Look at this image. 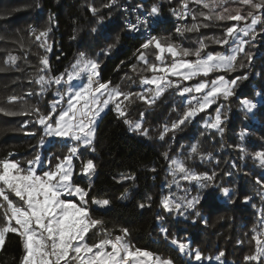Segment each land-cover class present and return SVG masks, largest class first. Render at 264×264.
I'll return each instance as SVG.
<instances>
[{"label":"trees","instance_id":"16d2710c","mask_svg":"<svg viewBox=\"0 0 264 264\" xmlns=\"http://www.w3.org/2000/svg\"><path fill=\"white\" fill-rule=\"evenodd\" d=\"M117 2L142 5V8L148 9L153 4L157 5L158 22L151 36H156L162 44L176 43L188 48L198 47V41L206 38L205 51L228 50V46L221 47L212 39H207L221 37L224 28L235 23L215 20L216 13L223 14L224 8L233 14L237 10L242 14L248 11L239 0H227L212 10L204 8L203 3L211 5L213 0H202L199 5L189 0L188 7L197 18L193 21L190 12L187 25L197 23L207 27L201 26L199 31L182 30L180 34L176 31L173 18L174 9L182 6V0ZM92 8L96 9L95 13ZM201 12L213 16V19L205 20ZM125 20V13L113 5L112 0H0V69H3L0 71V109H3L0 111V158L8 157L25 167L27 161L37 154H42L45 162L51 159L52 164L57 162L56 156L67 154L73 144L70 139L47 137L35 123L34 109L38 107L41 112H47L49 102L58 99L55 96L56 85L40 95V85L36 80L40 75L52 76L64 72L75 63L81 52L99 61L102 82L111 81L110 88L119 87L123 92L144 91L140 80L152 72L136 59V53L149 37L132 35L125 26ZM260 20L255 46L245 45V52L253 56V62L247 65V57L239 53L234 71L216 72L231 79L245 74L248 76L238 81L235 94L227 101L220 99L174 133L169 131L163 139L160 134L164 126L170 127L182 116L179 114L181 97L175 88L166 89L150 105L144 100L125 102L128 120H140V114L144 113L143 127L148 130L147 135L129 131L125 118H118L110 104L98 122L91 146L80 149L85 161H93L95 171L80 176L79 161L77 157L73 158V179L82 188L90 186L87 199L92 216L120 235L121 229L127 228L125 239L131 245L165 258L172 257L176 264H190L187 257H182L175 246L165 240L160 232L163 224L168 228L170 238L197 246L204 256L212 257L204 260L203 264H219L214 257L220 251L225 253L222 260L227 264H245L244 257L254 254L253 229L264 231L259 228L264 219V187L256 183L257 178L264 174V168L252 156L256 151L264 150V32H261L264 15H260ZM244 23L240 22V26ZM47 29L51 31L46 38H42L46 44L42 47L36 36ZM108 45L113 47L105 55L102 50ZM147 55L149 61L157 63L153 47L147 50ZM45 56L49 61L46 73L41 71L44 66L40 63ZM11 57L16 59L13 61ZM241 63L243 67H240ZM132 65L136 68L133 69ZM195 81L185 82L191 85ZM29 92L32 95H28ZM258 92L262 94L259 100ZM13 96L17 99L11 100ZM243 98L259 101L253 113H246L243 109L240 103ZM220 105H223V134L203 126L204 119L213 116ZM33 132L35 135L31 134ZM242 132L245 133L243 139L240 137ZM42 138L43 147L40 146ZM193 144L198 145L199 153L205 156L211 153L212 159L201 160L199 155L189 159ZM238 145L243 147V152ZM165 152L170 158L183 160L196 173L216 172L213 181L205 182L206 187L195 181H181L189 199L200 197L195 209L188 210L183 216L169 215L160 204L169 193L174 197L186 194L175 185L168 186L172 177L168 172L169 160L163 155ZM226 172L231 175L226 176ZM128 176L134 177V180L124 179ZM220 187L230 189V198L221 194ZM126 189L128 197L122 199ZM149 196L151 207L141 209L139 205L147 203ZM246 197L249 198L247 201ZM103 199H108L110 205L100 207L92 203V200ZM158 216L163 217V221H159ZM92 231L97 233L96 229ZM99 238L98 234L92 235V240ZM22 255L21 238L8 234L5 245L0 248V264H21Z\"/></svg>","mask_w":264,"mask_h":264},{"label":"snow or ice","instance_id":"6c2138e0","mask_svg":"<svg viewBox=\"0 0 264 264\" xmlns=\"http://www.w3.org/2000/svg\"><path fill=\"white\" fill-rule=\"evenodd\" d=\"M196 4H201L202 0H194ZM227 0H213L212 4L203 3V7L212 10L215 6H222ZM239 3L247 6L248 11L242 14L236 11L235 14L229 12L228 8L223 9L222 13L215 14V20L234 21L231 26H226L221 37L207 38L212 39L215 44L228 46V51H205L207 45L206 38L198 41V47L188 48L180 44H162L156 36H149L144 43L137 49L136 59L142 61L146 70L153 73L151 78L144 77L140 80L141 85H149L143 92H123L119 87H109L111 81L101 82L99 79V61L91 59L86 53L81 52L75 63L70 68L58 75H40L36 83L40 85V95H43L52 85L57 86L55 96L58 99L49 102V110L41 112L37 107L34 109L36 115L35 123L39 125L44 135L47 137L70 138L76 143L68 148V152L63 157L56 156V163L48 161V167L41 173H37V167L41 164L40 155L37 154L32 160L27 161V167H23L19 161H14L8 157L0 158V248L5 245L8 234H16L21 238L23 255L21 264H176L172 257H162L153 252L142 250L131 245L125 237L128 229H121L122 235L112 236L107 229H103L99 234L98 240H92V235L97 233L98 225L103 222L94 218L88 207L89 188H82L74 179L73 158L77 157L81 147H89L95 135L96 120L100 113L110 104L117 113L118 118H125L124 122L129 126V131L147 135L148 130L143 127L144 113L140 114L141 119L131 121L126 118L125 102L132 103L134 100H144L149 105L155 102V98L161 95L166 89L174 87L181 96L187 94L190 98L185 102V111L182 116L173 121L171 126H164L160 138L172 131L173 133L191 122L198 113L205 112L220 99L227 101L235 94L238 81L245 80L248 76H236L233 79H226L224 75H218L215 79H201L192 85H185L183 82L192 81L196 77H208L215 72H231L236 68L237 56L244 53L251 64L252 56L245 52V45L255 46L257 38V25L262 21L260 15H264V0H239ZM189 0H182L184 11L179 13L181 19L188 13H192L193 21L196 14L188 7ZM142 5L133 8L137 12ZM93 13L96 12L92 8ZM159 12L157 5L153 4L145 17L136 16V22H129L127 27L130 31H140L141 26L148 27L147 17H155ZM259 14V15H258ZM205 20L213 19L211 15L200 13ZM250 19V23L247 21ZM246 22L241 27L240 22ZM207 27L206 24L198 25L192 23L185 25L184 31H199V27ZM51 29L41 31L36 36L41 41V46L45 47L46 38ZM95 31V29H93ZM177 32L182 34L181 28ZM264 32V29H261ZM250 37L245 40L241 37ZM113 45H108L103 49V54L107 55ZM153 47L155 50V61H149L147 50ZM50 50V48H46ZM165 53L171 58L166 61ZM191 58V59H190ZM15 60L16 57H11ZM59 59V57H57ZM40 63L44 66L42 72H47L49 61L47 57H42ZM123 63V62H122ZM243 67V64H240ZM135 69L136 65H132ZM3 69H0L2 71ZM86 77V82H82ZM169 77H176L172 80ZM131 79V77H129ZM74 81H80L74 83ZM155 85V88L151 86ZM61 89H64L61 91ZM28 95H32L31 92ZM257 93V96H261ZM123 97V99H121ZM11 100H16L13 96ZM246 113H253L258 107L257 102L248 99L240 101ZM3 111V109H0ZM11 114V113H6ZM223 105L215 109V116L209 117L204 121V128L216 130L223 134ZM35 135V132L31 133ZM245 133H241V139ZM44 140H40L43 147ZM242 152V146H237ZM94 151V149H92ZM12 154L10 153L9 156ZM164 157L169 160L168 172L172 179L168 186L175 185L183 190L184 196L174 197L173 194L164 196L160 202L162 209L169 215L176 214L183 216L188 210H194L199 203L200 197L187 196V189L182 188L181 181L199 183L201 187H206L207 183L214 180L216 172L211 174L196 173L186 166L183 160L170 158L165 152ZM199 155L201 160L212 159V154L207 156L199 153L198 145L193 144L190 148L188 158ZM253 159L259 161L261 168H264V150L256 151L252 154ZM233 167H236L233 164ZM95 171V165L91 159L82 164L81 175H90ZM225 175H231L226 172ZM127 180H134V177H124ZM122 182V181H118ZM256 183L264 187V174L257 178ZM220 192L224 197L230 198L231 193L228 187H220ZM78 197V201L70 199ZM128 197V191L122 195V199ZM147 203H141L139 207H151V197H147ZM249 198H245L247 201ZM92 203L100 207L110 205L108 199L92 200ZM199 216V213H196ZM159 221L163 217L158 216ZM14 221V224H13ZM259 228L264 230V219L261 220ZM160 232L175 250L182 257H187L188 261L195 264H203L206 259L202 252L190 247L187 242H182L176 238L169 237V231L163 224ZM255 233L252 239L255 241L254 254L244 257L245 264H264V231L253 229ZM92 233V235H90ZM225 256L220 251L214 259L219 264H227L222 260Z\"/></svg>","mask_w":264,"mask_h":264},{"label":"built area","instance_id":"2783aa9c","mask_svg":"<svg viewBox=\"0 0 264 264\" xmlns=\"http://www.w3.org/2000/svg\"><path fill=\"white\" fill-rule=\"evenodd\" d=\"M112 4L118 6L120 8V10L125 13V16H126L125 26H126L127 29H128L127 25H128L129 22H132V23L136 22V16L137 15L145 17L147 12L150 11V9H148V8H140V9H138L137 12H133L132 9L136 8L137 5L118 3L117 0H112ZM182 11H184L182 6H179V7L174 9V18H173L174 20L173 21H174V25L176 27V31H177V28H181V30L184 28V26L187 24L188 18L190 16V13H188L185 18L181 19L179 17V13L182 12ZM147 19H148V27H147V29H145L143 26H141L140 31H130V33L132 35H141V36H145V37L151 36L153 34L154 26L158 22V16L156 15L155 17H147ZM98 71H99V69H98ZM99 79L102 82L100 71H99ZM88 207H89V210H90L89 202H88ZM103 229H107V231L109 233H111L113 237L116 236V235H120L119 233H117L113 229L107 227L103 223L101 225L97 226V229H96L97 234L100 235L99 233ZM190 247L193 248V249L198 248L197 246H191V245H190Z\"/></svg>","mask_w":264,"mask_h":264},{"label":"rangeland","instance_id":"374dc122","mask_svg":"<svg viewBox=\"0 0 264 264\" xmlns=\"http://www.w3.org/2000/svg\"><path fill=\"white\" fill-rule=\"evenodd\" d=\"M187 24H188V22H187ZM186 24V25H187ZM183 30V29H182ZM241 37L243 38V39H245L246 40V38L247 37H243V35L241 34ZM257 38H258V36H257ZM256 38V39H257ZM173 44H176V43H173ZM228 51V50H227ZM224 52H226V51H224ZM257 54L256 55H258L259 54V51H257L256 52ZM165 55V58H166V61H169L170 62V57L168 56V54L167 53H165L164 54ZM239 55V54H238ZM252 56V55H251ZM253 57V56H252ZM191 59V58H190ZM252 62H253V58H252ZM158 63V62H157ZM247 65H249V63L247 64ZM152 75H153V73L151 74V75H149V76H147V78H151L152 77ZM218 75H223V74H216V72L215 73H212V74H210L209 76H208V78H203V79H207V80H212V79H215ZM225 76V75H224ZM170 79H172V80H176L177 78L176 77H169ZM176 78V79H175ZM225 78L226 79H231V78H228L227 76H225ZM196 79V81L194 82V83H196V82H198L199 80H201V79H199V77H196L195 78ZM233 79V78H232ZM80 81H74V83H79ZM82 82H86V78L84 77L83 78V81ZM185 85H189L188 83H186V82H183ZM194 83H192V84H194ZM191 84V85H192ZM238 85V84H237ZM143 86V89L145 90L146 88H148L149 87V85H142ZM152 88H155V85H152L151 86ZM237 87V86H236ZM170 88H174V87H170ZM170 88H168V89H170ZM180 97H181V107H180V110H179V114H180V116L183 114V112L185 111V102H186V100L187 99H189L190 97L187 95V94H185L184 96H181L180 95ZM258 98V100L261 98V96H258L257 97ZM243 99H245V98H243ZM246 99H248V100H250V101H254V102H257V104H258V106H259V101H257V100H252V99H249V98H246ZM110 107V105L107 107V108H105L104 109V111L103 112H101L100 113V115H99V117L97 118V120H96V126H95V133H96V127H97V125H98V122H99V120H100V118H101V116L106 112V110L108 109ZM202 113V112H201ZM215 116V113H214V115L213 116H207L205 119H204V121H206V120H208L209 119V117H214ZM204 121H203V124H204ZM50 138H59V137H50ZM68 139H70V138H68ZM94 139H95V135H94V138H93V140H92V142L94 141ZM71 140V139H70ZM72 141V143L73 144H75L76 142L75 141H73V140H71ZM72 144V145H73ZM82 148H85V147H81L80 149H82ZM79 149V152H80V154L77 156V160L79 161V164H80V167L82 166V164L83 163H85L86 161L84 160V158H83V155L81 154V150ZM40 158H41V164H40V166L39 167H37V173L39 174V173H41L42 171H43V169L45 170L47 167H48V162H45L44 161V159H43V156H42V154H40ZM73 166H74V169H75V163H74V160H73ZM24 167V166H23ZM25 167H27V166H25ZM43 168V169H42ZM79 173H80V171H79ZM92 174V173H91ZM80 176H85V175H81V174H79ZM70 199H73L74 201H78V197H71ZM86 199H87V197H86ZM13 224H14V221H13ZM204 257H209V256H204Z\"/></svg>","mask_w":264,"mask_h":264}]
</instances>
